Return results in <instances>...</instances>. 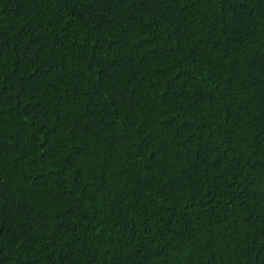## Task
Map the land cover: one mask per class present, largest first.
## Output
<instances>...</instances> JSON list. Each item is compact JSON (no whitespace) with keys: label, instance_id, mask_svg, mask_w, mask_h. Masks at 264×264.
I'll return each mask as SVG.
<instances>
[{"label":"trees","instance_id":"trees-1","mask_svg":"<svg viewBox=\"0 0 264 264\" xmlns=\"http://www.w3.org/2000/svg\"><path fill=\"white\" fill-rule=\"evenodd\" d=\"M0 264H264V0H0Z\"/></svg>","mask_w":264,"mask_h":264}]
</instances>
